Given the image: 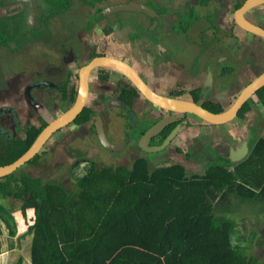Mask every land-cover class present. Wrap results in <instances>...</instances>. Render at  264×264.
<instances>
[{
    "label": "flooded vegetation",
    "instance_id": "obj_1",
    "mask_svg": "<svg viewBox=\"0 0 264 264\" xmlns=\"http://www.w3.org/2000/svg\"><path fill=\"white\" fill-rule=\"evenodd\" d=\"M137 1L157 15L128 11L109 15L104 13L134 0H0V34L9 35L7 43H0V132L7 137L9 145L12 146L18 138L23 139L28 134L26 129L29 126L45 128L76 103L80 94L81 71L97 57H109L126 63L160 95L194 101L215 112L230 107L242 89L264 71V53L261 52H264V38L243 29L235 20L236 11L247 0ZM113 16H117L115 21L111 19ZM245 17L264 28V4L249 10ZM259 17L261 22L255 21ZM235 29L244 35L242 38L251 47L259 46L258 50L261 51L257 52L261 53L262 59L258 67L246 69L233 59L236 48L241 47ZM192 35L198 43L196 47L186 45ZM166 37L169 38V46ZM232 38L234 43H231ZM206 40L209 44L207 47L204 43ZM174 50L181 54L184 52L181 60L171 58ZM185 57L192 61L184 60ZM19 85L22 88L18 90ZM46 89H49L48 93ZM233 91L240 92L232 100ZM226 95L229 96L227 99ZM254 95L244 105L251 102L257 106ZM225 99L229 100L226 102ZM242 108L233 121L222 125L229 126L239 119ZM23 109H26V117L25 122L21 123L19 111ZM85 111L89 112L90 118L80 123L79 119ZM172 113L152 104L126 74L111 66H96L89 74V94L83 112L74 122L57 131L60 136L52 143L49 139L43 147V150H47L38 154L43 158L46 154L53 155V145H56L71 159H79L80 155L94 147L93 144L75 147L74 142L64 138V132L78 131L77 123L80 124V132L90 133L95 141L101 143L97 129L100 115L107 133L108 124L114 121L119 123L117 119H125L127 126L123 124V127L131 129L137 126V120L140 122L139 116L149 118L145 122L151 123L141 134L137 130L135 135L126 137L127 141H117L122 145V150L128 148L134 151L130 157L146 156L148 153L139 144L140 136L162 117ZM191 116L199 119L192 114H181L178 122L165 126L149 144H161L171 130L186 118L189 121L182 123L185 126L183 132L197 126L192 124ZM209 126H197L200 133L196 137L203 139V148L206 133H213ZM166 129L169 131L160 142L161 133ZM71 138L74 136L71 135ZM174 139L170 143H174ZM196 140H192L189 147L192 151L177 146L176 153L183 154L186 160H192L186 154L193 153L199 161L202 149L198 144L193 146ZM68 142L70 145L67 146ZM233 144L238 143L226 144L225 149L221 147L220 150L229 156ZM7 149L10 148L0 150V162L8 153ZM50 165L48 158L43 160V167Z\"/></svg>",
    "mask_w": 264,
    "mask_h": 264
},
{
    "label": "trees",
    "instance_id": "obj_2",
    "mask_svg": "<svg viewBox=\"0 0 264 264\" xmlns=\"http://www.w3.org/2000/svg\"><path fill=\"white\" fill-rule=\"evenodd\" d=\"M261 96L264 87L254 98ZM251 108L247 102L239 118ZM81 118L87 121L89 112ZM43 128L29 126L0 165L21 156ZM189 158L196 159L193 153ZM170 160L153 167L147 155H136L129 165L83 157L74 167L88 162L89 168L71 178L72 187L26 166L0 178V197L22 200L24 214L34 204L28 229L34 234L33 264H264V248L254 254L232 243L231 216L236 204L264 205V135L245 159L232 165L229 156H218L202 174Z\"/></svg>",
    "mask_w": 264,
    "mask_h": 264
},
{
    "label": "rangeland",
    "instance_id": "obj_3",
    "mask_svg": "<svg viewBox=\"0 0 264 264\" xmlns=\"http://www.w3.org/2000/svg\"><path fill=\"white\" fill-rule=\"evenodd\" d=\"M134 2L138 3L137 0H134ZM134 17H136V16H134ZM260 17L258 19H255V21L261 22ZM116 18H117V16L111 17L112 21H115ZM225 27L227 29L226 25H225ZM234 32L236 33V36L238 37L237 42L240 43L241 47L236 48L237 53L234 54L233 59L238 61L242 65H244L246 67V69H250V68L254 69L255 67H258L260 65L261 59H262L260 57L261 53L257 52V51H261V50H258L259 46L254 45V48L251 47L249 42L246 39L242 38L244 35L241 34V32H239L238 29H235ZM161 39L162 38L160 37V40ZM225 39H226V41L229 40V38H225ZM165 40L169 46V38L166 37ZM233 40L234 39L232 38L231 43H234V42H232ZM187 43H189V44H186L187 46H190V44H191L193 47H196L198 45V43H196V41H194L193 35L190 37V40L187 41ZM204 43H205L206 47L209 46L207 40ZM182 51H184V50H182ZM261 52L264 53L263 51H261ZM183 54H184V52H182V54H181L178 50L177 51L174 50V52H172V54H171V58L173 59L176 57V60H181ZM184 60H188L190 62L192 61V59L188 58V57H185ZM229 64L231 65L230 61H229ZM240 81H241V79H240ZM234 88L236 89V86H234ZM240 89H242V85H241ZM48 91H49V89H46L47 93H48ZM239 92L240 91H237V92L233 91V94L234 93L235 94L234 95L232 94V96L230 98L233 100L238 95ZM228 97L229 96L226 95V99ZM228 100H226V102ZM253 100L257 103L256 104L257 106L252 104L251 111L248 110L247 113H245L243 119L237 118V120H235L232 125L230 124L229 126L219 127V130L224 132L225 134H227V136H228V134H230V135L232 133L238 134V132H239V136H241V138H244V137L248 138L249 134H251L250 137L252 135H257L260 133L264 135V104H263L264 98L261 96V97L253 98ZM53 106H54V104H53ZM225 107H228V106L225 105ZM218 109H220V108H218ZM137 110L141 111V109H138V108H137ZM138 115H140V113ZM191 118H192V122H194V123L197 122L196 123L197 126L201 125L199 119H197L193 116H191ZM117 120H119L120 122L118 123V121H114V122H110L108 124V133L110 135L109 138L115 146L121 145V144H117V141H119L120 139L122 140V142L127 141L128 138H126V137L128 135H132V136L135 135L136 134L135 132H137V130H140V134H141L143 128H146L148 126V123H150V122H148V123L145 122V121H149L150 120L149 118H144L142 116H139L140 122H138V120H137V126L131 128V129H126V127H123V124H125V126H127V123L124 122L125 119H117ZM75 124H76V128L78 129V131L71 130L69 132H64V138L66 140H70V142H72V143L74 142L75 147L89 146V145L93 144L94 147L90 148L89 152H87V153L84 152V154L79 156V159H77L76 157H73L71 159V157L67 156L65 154V152H62V150H60L58 147H56V145H53V147H55V151H54L53 155L46 154L45 158H43V156H42V158L39 157L34 162L28 163V164L24 165L23 167L28 166V167H31V170H37L38 173L42 174V176L46 179L60 180V181L68 184L69 179L84 175L83 173L89 168L90 164L88 162H84L81 165L74 167V165H75L74 163H77L78 161H80L82 159V157H85V156H86L85 158L89 157L88 159L93 157V159H95L99 164H106V165H118V164H128L129 165V163H131L135 159L136 156L130 157V154L132 152H134L133 150H130L128 148L123 149V150L122 149L109 150L105 146H104L105 147L104 148L99 140L97 142L93 139V137L90 135V133L80 132V130H79L80 124H77V123H75ZM196 130H197V127H196ZM196 130L191 129L189 131L196 133L197 132ZM183 133H186V132L182 131L177 135L178 138L175 140V144L172 142V143H170V145L167 148H165L163 150H160L157 152H150L147 154L150 157L151 165L153 167L166 166L167 164H169L171 161L170 157H169L170 154L172 155L171 157L174 158L172 161L178 162V160H182L185 162L184 155L181 153L180 154L176 153L175 149L177 148V146L178 147L180 146L181 148H183L185 150L192 151L189 147L192 143V140H196L197 137L188 136L187 139L183 140L182 139L183 136H181V135H183ZM0 134L2 135V136H0V150L2 148L4 149V147L8 148L9 143L6 142V141H8L7 137L2 132H0ZM71 135L74 136L73 139L71 138ZM83 135H84V137H83ZM59 136H60L59 133L54 134L50 138L51 143L54 140H56ZM210 139H211V137L208 136L207 141H209ZM236 141H237V139H235V142ZM70 142H68L67 146L70 145ZM252 142L253 141H251V143ZM50 144H49V146L47 145L46 147L47 148L50 147ZM197 144L202 149V153H203V156H201V161H199V162H203L205 159H208L209 158L208 156H210V155L207 153L208 150L203 148L204 142H203L202 138H198L193 143V146H196ZM222 144H223V140L218 142V145H217L218 152L221 151L220 149L222 147L221 146ZM169 149H170V152H169ZM224 149H225V147H224ZM44 150H47V149L44 148ZM44 150H42V152H41L42 154L44 153ZM222 152L224 154H226V152H224V151H222ZM215 155H217V153ZM50 156H51V159H49V161H50L51 165L49 167L48 166L43 167V160H45L46 158H49ZM187 156H190L189 153L187 154ZM0 159H1V155H0ZM199 164H201V163H196V160L192 159L190 166L195 167L194 165H196V167H199ZM32 167H37V168L35 169ZM205 168H207V167L205 166L204 169L200 172V174H202L204 172ZM20 171L21 170L19 169L17 171V174H20ZM3 206H5V205H3ZM0 209H4V208L0 206ZM243 209H251L254 211L255 210H264V205L253 204V205H249L248 208L245 207ZM19 212H21L20 209H19ZM2 213H4V214H2ZM2 213H1V215H3L5 218L9 219L10 225L0 218V229H2V232H0V234H1L0 246L3 245V248L5 246H7V243L9 242V240H7V239L10 236L8 233H9V231L14 230V228H15V231H17L16 232L17 235L14 236V238L12 240L15 242V244L22 247L25 243L23 241V239H20V236L23 235V230H21V228L18 230V226L16 223L17 218L21 221L22 217H20L18 212L15 213V215L7 214V212H2ZM26 246L28 248H25V249L23 247L22 248H23V251H25L27 254V259H26L27 262H25L21 258L20 259L22 260V264H32V263H30V262H32V258H30V256H29L30 246H32V243H30V241H29L26 243ZM3 248H1V249H3ZM262 252L263 251L260 250L256 254H259ZM7 255H8V258H6ZM16 259L17 258H16V254L14 253V251L9 252L8 254L2 255V256L0 254V264H4L5 262H7V264H12V263L17 264Z\"/></svg>",
    "mask_w": 264,
    "mask_h": 264
},
{
    "label": "water",
    "instance_id": "obj_4",
    "mask_svg": "<svg viewBox=\"0 0 264 264\" xmlns=\"http://www.w3.org/2000/svg\"><path fill=\"white\" fill-rule=\"evenodd\" d=\"M264 0H247L243 6L236 11L235 20L236 23L243 29L260 35L264 38V28L254 24L245 17V13L249 10L263 5ZM118 11H128V12H144L148 16H156L157 13L151 8L138 4L135 2H129L127 4L118 5L106 10L104 13L109 15ZM126 63L118 59H113L109 57H97L89 65L83 67L81 71V87L80 94L77 102L61 116L52 120L40 133L38 138L32 145L17 159L11 163L0 165V178L7 176L24 164L34 158L38 153H40L46 144V142L62 127L68 125L75 121L77 117L83 112L85 104L87 102L89 94V74L96 66L106 65L111 66L122 74H126L133 83L142 91V93L150 100V102L163 110H170L174 113L171 115H166L157 121L153 126L149 127L145 133L141 136L139 144L142 149L147 152H157L166 148V146L183 130L185 127L183 124L188 123V118L183 120V122L178 123L171 132L167 135L164 141L159 145H150V140L158 134L165 126L178 122L180 115L192 114L198 117L201 121L209 124L222 125L230 123L238 116V113L244 103L253 96L259 89L264 87V71L259 74L254 80H252L248 85H246L236 100L232 103L230 107L223 111L215 112L212 111L199 103L194 101H183L172 99L170 97H165L153 91L135 72L133 68L125 65ZM177 114V115H176ZM97 129L101 143L109 150H119L122 149V145L115 146L108 138V133L106 131L105 123L102 117L98 116ZM250 151L248 144V139H243L237 145H232L229 149V158L231 162L236 163L246 158Z\"/></svg>",
    "mask_w": 264,
    "mask_h": 264
},
{
    "label": "crops",
    "instance_id": "obj_5",
    "mask_svg": "<svg viewBox=\"0 0 264 264\" xmlns=\"http://www.w3.org/2000/svg\"><path fill=\"white\" fill-rule=\"evenodd\" d=\"M1 32L2 31H0V33ZM6 40L7 41L9 40V35L8 34H5V35L0 34V43L3 44ZM21 88H22V85H19L18 90ZM19 114L21 116V118H20L21 123H24L25 117H26V109L19 111ZM38 122H40V121L38 120ZM196 123L197 122H195V123L192 122L193 125H195ZM200 124L209 126V123H205L203 121H201ZM224 126L225 125L209 126L213 129V133L212 134L206 133L204 148L208 150L207 153L210 156H208L209 158L205 159L203 162H199V161H201V159L199 161L195 159L196 163H201V164H199V167H196V165H194L195 167H193V166L191 167L190 165H191L192 160H189V159L186 160L185 159V162H184L182 160L177 159L179 162L183 163L186 166L189 174H191L192 171L196 172V173H200L204 169L205 166L208 168L211 165V163L216 162L218 156L225 155L222 152L224 150L218 152L217 145H218L219 141L223 140V144L221 146L225 147L224 145H226V144H228V145H231L232 143L237 144V143L241 142L242 139L246 138V137L241 138V136H239V132H238V134L231 132L232 134L231 135L228 134V136H227V134H225L224 132H222L218 129L219 127H224ZM196 127L197 126H194L191 129L196 130ZM199 133L200 132H198V131L196 133H193L192 131H187L186 133H183V135H181V136H183L182 139L185 140L188 138V136L196 137ZM250 135L251 134H249V137L246 139L249 140L248 143H249V147L251 149V147L253 146V144L256 141V138L262 134L260 133L257 135H252L251 137H250ZM208 136L211 137V139L209 141H207ZM177 138H178V136L174 139V144H175V140ZM235 139H237L236 142H235ZM251 141H253V142L251 143ZM216 153H217V155H215ZM200 154H201L200 155V158H201V156H203V153H200ZM172 159H174V158H172ZM207 168H205V170ZM205 170H204V172H205ZM67 185L69 187L74 186L73 179H69V182ZM22 204H23V202L20 199H16L13 197H7V198L0 197V206L4 208V209H0L1 213L7 212V214L15 215V213L18 212L20 217H22L21 221L17 218L16 223L18 226V230L20 228H21V230H23V235L20 236V239H23V241L25 242L24 245L22 246L25 249V248H28L26 246L27 242L30 241V243L33 244L34 234L30 233L28 229H29V226L33 225V223H34V219L36 217V211H35L34 204H30L26 208V211L24 214L22 212ZM3 205H5V206H3ZM236 206H238L239 208H237L231 214V216L236 219L235 220V227L232 230V243L234 245L244 246V247L248 248V250H249L248 252L256 254L258 251H260L264 248V210H259V211L255 210L254 211L251 209H243L245 207L248 208V206H244V204H236ZM19 209L21 210V212H19ZM1 213H0V218L9 224V219L5 218L3 215H1ZM2 214H4V213H2ZM11 231H14V233L12 234ZM11 231H9V233H8L11 237L9 236L7 239V240H9V242L7 243V246H5L4 248H3V245L0 246L1 256L8 254L9 252L14 251V253L16 254V258H17L16 259L17 263H18L20 258L23 259L25 262H27L26 261V259H27L26 252L23 251V248L20 247L19 245L15 244V242L12 240L14 238V236L17 235V233H16L17 231H15V228H14V230H11ZM0 232H2V229H0ZM0 236H1V234H0ZM1 248H3V249H1ZM30 253H32V246H30ZM29 256H32V255L29 254ZM6 258H8V255L6 256ZM30 258H32V257H30ZM30 263H32V262H30ZM4 264H7V262H5Z\"/></svg>",
    "mask_w": 264,
    "mask_h": 264
}]
</instances>
